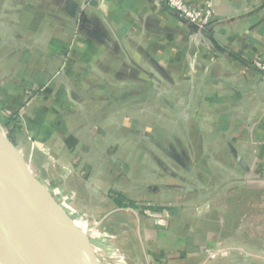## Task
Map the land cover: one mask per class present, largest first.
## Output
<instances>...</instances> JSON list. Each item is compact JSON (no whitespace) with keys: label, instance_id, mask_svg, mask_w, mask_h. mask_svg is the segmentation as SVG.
<instances>
[{"label":"crops","instance_id":"0c3cea01","mask_svg":"<svg viewBox=\"0 0 264 264\" xmlns=\"http://www.w3.org/2000/svg\"><path fill=\"white\" fill-rule=\"evenodd\" d=\"M85 2L0 0V75L13 76L0 83V109L27 105L39 143L84 157L74 168L85 201L106 206L101 220L127 258L105 244L108 264H264V72L254 65L264 59V0H214L217 19L202 29L156 0ZM24 72L50 81L44 102L25 94ZM152 95L155 120L169 121L158 136L141 117ZM75 110L92 116L79 128L73 119L72 131ZM97 141L131 176L102 184L107 166L83 153ZM45 192L79 226L65 194L46 183ZM150 209L171 217L158 224Z\"/></svg>","mask_w":264,"mask_h":264},{"label":"rangeland","instance_id":"374dc122","mask_svg":"<svg viewBox=\"0 0 264 264\" xmlns=\"http://www.w3.org/2000/svg\"><path fill=\"white\" fill-rule=\"evenodd\" d=\"M7 68L9 71V66H6V69ZM10 73L14 74V71L10 70ZM4 76L2 77V74L0 75V78H2L0 79V83H4L6 81L13 82L12 75L7 76L6 74ZM19 78L20 81L25 84L24 86L27 89L25 93L26 95L31 96V99H36L38 102L43 101L44 97H46L45 88H47V85L50 83V81H45V77H37L36 74L31 75L29 72H24V74H21ZM35 80L38 82L40 80L41 84L39 87L34 88L33 85H27L30 83H34ZM68 81L71 80L68 79ZM63 86L65 88L69 87L71 89L73 87L71 86L70 82L64 84L63 80H58L56 87L61 88ZM71 94L72 93H70V95ZM143 102L146 103V105L140 106L144 107V109H142L143 114L141 115V117L143 118V121L145 123V128H147V130H149L151 133L156 134L157 136L162 131L169 132V119L167 120V123L166 121H162L161 124L155 120L157 119L158 114L160 112V108L158 107L160 106L158 104L160 102H157L153 95L147 96ZM8 104L4 103V108L0 109V128H2V130L6 133L9 139L20 150L28 165L27 167L34 176V179L40 182V187L43 188L45 191L46 183L47 185L52 186L56 190H61L65 194L69 206L67 207L66 212L73 213L81 218L79 220V228L87 230V237L93 246V251L98 259L99 264H108L110 262V257L108 255H105V251L102 245L107 244L109 246H115L117 248L119 247L113 241V231L108 228L106 220H101L102 217L105 215L104 213L106 206L102 205L99 207L97 204L94 205L92 208V206H90V204L88 203L89 200L85 201L84 194L87 193V186L82 185V183L80 182H85L83 180L86 178L83 175H81L80 177V175L75 172L76 170L78 171L77 168L79 167H77L76 170L74 168L75 166H78L79 163V166L83 164L81 162L82 160H85L83 159L84 157L79 158L78 155L72 152V150L70 151L71 157H62L59 154L58 147L56 145L53 149H51L48 148L45 143H39L37 141L38 139L36 136V131H27V127L24 122V113L25 110H27V105L15 110V107H10L8 106ZM161 110L164 113L166 112L163 109ZM87 111H80V113H77L79 111L75 110L72 113L73 115H71L72 117L70 120L71 124L69 125V129L73 131L74 129L76 130V128H79L80 123L82 125L83 122H91L90 118L92 114ZM73 119L78 125L76 128V124H74ZM91 128L92 127H90V125H87V132L85 133L87 137L90 133ZM87 144L85 143V145ZM92 144L87 145V150L83 153H86V159L92 162V168L93 166L97 168V165H99L100 163H105V165L107 166V169H105V171L103 170L104 172L100 173V178H102L101 182L105 187H113L112 185L114 182L118 183L120 181H123L124 179L126 180L128 176H131L128 170L126 171L129 174H126L125 170L123 171L124 163L122 158H110V155H106L104 153L109 143H106L105 141H97ZM216 144L217 142H215V145ZM97 150L99 151V153L97 152L98 155L96 153ZM127 161L131 162L130 159H127ZM87 175L90 176V173H88ZM81 178H83L82 181L80 180ZM90 191L91 190H89V192ZM92 194H94V192ZM140 199L141 200L138 201L140 203H144L146 201L143 199V195H140ZM120 252L126 258V255L122 252L121 249Z\"/></svg>","mask_w":264,"mask_h":264},{"label":"water","instance_id":"95a60500","mask_svg":"<svg viewBox=\"0 0 264 264\" xmlns=\"http://www.w3.org/2000/svg\"><path fill=\"white\" fill-rule=\"evenodd\" d=\"M96 2L97 0H86L84 5ZM27 166L20 150L0 128V209L14 218L21 228L22 244L19 251L22 263L99 264L87 256H78L75 261L68 263L54 250L50 236L33 203L22 194L24 177L31 180L37 187L40 183L34 179ZM45 199L52 209L61 214V210L52 198ZM64 233L69 239L66 231Z\"/></svg>","mask_w":264,"mask_h":264},{"label":"bare ground","instance_id":"6f19581e","mask_svg":"<svg viewBox=\"0 0 264 264\" xmlns=\"http://www.w3.org/2000/svg\"><path fill=\"white\" fill-rule=\"evenodd\" d=\"M22 188L23 196L33 203L57 254L68 263L75 261L78 256L91 258L87 232L80 229L58 205L62 215L52 209L45 199L52 197L40 185L37 187L31 180L24 177ZM21 234L22 231L17 221L0 209V264H23L19 251L22 244Z\"/></svg>","mask_w":264,"mask_h":264},{"label":"built area","instance_id":"2783aa9c","mask_svg":"<svg viewBox=\"0 0 264 264\" xmlns=\"http://www.w3.org/2000/svg\"><path fill=\"white\" fill-rule=\"evenodd\" d=\"M166 4L175 11L181 18L197 25L199 28H206L213 24L217 19V11L214 0H205L201 4H193L188 0H156ZM255 67L264 72V59L254 62ZM136 211L134 208H130ZM146 215L158 224H165V218L171 217L170 210L150 209L145 211Z\"/></svg>","mask_w":264,"mask_h":264},{"label":"trees","instance_id":"16d2710c","mask_svg":"<svg viewBox=\"0 0 264 264\" xmlns=\"http://www.w3.org/2000/svg\"><path fill=\"white\" fill-rule=\"evenodd\" d=\"M131 206H137L134 202H130Z\"/></svg>","mask_w":264,"mask_h":264}]
</instances>
